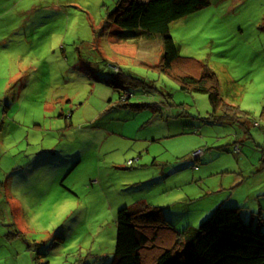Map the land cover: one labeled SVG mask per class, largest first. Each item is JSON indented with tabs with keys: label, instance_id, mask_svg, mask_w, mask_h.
<instances>
[{
	"label": "rangeland",
	"instance_id": "374dc122",
	"mask_svg": "<svg viewBox=\"0 0 264 264\" xmlns=\"http://www.w3.org/2000/svg\"><path fill=\"white\" fill-rule=\"evenodd\" d=\"M117 1L0 0V264H107L117 210L140 204L177 232L221 202L263 217V132L214 121L206 93L160 73L158 38L108 23ZM208 2L169 35L262 127L264 0Z\"/></svg>",
	"mask_w": 264,
	"mask_h": 264
},
{
	"label": "trees",
	"instance_id": "16d2710c",
	"mask_svg": "<svg viewBox=\"0 0 264 264\" xmlns=\"http://www.w3.org/2000/svg\"><path fill=\"white\" fill-rule=\"evenodd\" d=\"M208 4V0H120L108 23L117 26L122 31L120 37L127 40L158 38L162 54L157 70L171 76L183 91L206 93L212 112L218 114L214 121L237 125L242 130H237L240 135L248 134L249 127L258 128L264 135V125L252 122L248 112L222 98L218 80L207 66L181 62L178 45L169 35L170 24ZM110 71L115 85L121 71ZM238 139L236 133L233 143L237 142L235 150L239 152ZM140 205L133 211L117 210L114 254L107 264H264V214L261 218L259 211L244 217L237 205L221 202L197 228L177 232L161 209ZM161 237H168L173 245L160 246ZM144 253H152L149 263Z\"/></svg>",
	"mask_w": 264,
	"mask_h": 264
},
{
	"label": "crops",
	"instance_id": "0c3cea01",
	"mask_svg": "<svg viewBox=\"0 0 264 264\" xmlns=\"http://www.w3.org/2000/svg\"><path fill=\"white\" fill-rule=\"evenodd\" d=\"M11 108H12V107L9 106V107H6V109H5V106H4V109H5L4 113L7 114L8 111H9ZM10 175H12V173H11ZM10 175L8 174V176L6 177V179H5V180L3 179V181H2V183H3V188H4L3 191L10 190L9 187H10L12 184H15V183H12ZM9 177H10V178H9ZM16 179H17V182H21L20 180L23 179V176H22V175H19V174L16 173ZM11 183H12V184H11ZM1 185H2V184H1ZM16 233H17V231H16ZM17 234H18V233H17ZM18 235H19V234H18Z\"/></svg>",
	"mask_w": 264,
	"mask_h": 264
}]
</instances>
